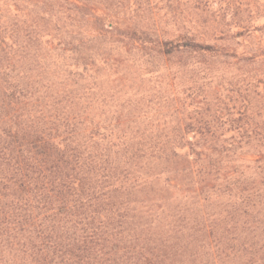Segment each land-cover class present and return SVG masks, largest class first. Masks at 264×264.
<instances>
[{
  "label": "trees",
  "instance_id": "16d2710c",
  "mask_svg": "<svg viewBox=\"0 0 264 264\" xmlns=\"http://www.w3.org/2000/svg\"><path fill=\"white\" fill-rule=\"evenodd\" d=\"M189 14L0 0V264H264V121L227 136L173 95L149 125L144 99H118L137 59L169 77L234 57Z\"/></svg>",
  "mask_w": 264,
  "mask_h": 264
},
{
  "label": "rangeland",
  "instance_id": "374dc122",
  "mask_svg": "<svg viewBox=\"0 0 264 264\" xmlns=\"http://www.w3.org/2000/svg\"><path fill=\"white\" fill-rule=\"evenodd\" d=\"M195 1L200 2L199 7L202 9L196 10L197 17L192 10ZM187 2L191 12L188 16L191 21L189 27L192 31L201 35L204 44H210L221 52L233 53L234 57L218 58L212 60V63L209 60L206 70L198 66L190 67L179 75L170 74L169 77H166L161 65L148 73L149 64L143 59H137L133 64L129 63L125 71L131 80L125 88L120 84L117 87L118 99L123 102L131 97V107L139 99H144L141 102L142 111L149 125H158L155 118L165 115L168 118L170 109L164 101L173 95L184 99L186 114L193 112L196 107L202 108L205 113L214 112L219 120L212 123V127L228 130L227 136L235 134V129L246 126L248 117L263 122L264 0ZM196 20L197 24H194ZM172 77L171 84L169 81ZM107 83L103 84L105 90L111 87Z\"/></svg>",
  "mask_w": 264,
  "mask_h": 264
}]
</instances>
